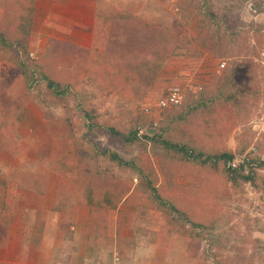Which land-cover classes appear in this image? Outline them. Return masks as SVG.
<instances>
[{
	"label": "rangeland",
	"instance_id": "374dc122",
	"mask_svg": "<svg viewBox=\"0 0 264 264\" xmlns=\"http://www.w3.org/2000/svg\"><path fill=\"white\" fill-rule=\"evenodd\" d=\"M157 1L168 22L157 45L161 58L112 66V46L99 67L83 60L75 63L78 73L68 74L54 66L55 44L39 48L30 37L24 43L27 28L13 26L24 13L12 17L0 0V51L20 46L25 67L20 76L9 50L14 65L0 59V116L13 100L31 101L25 112L36 117L32 129L55 134L52 141L40 135L44 151L54 145L71 178L92 180L91 189L81 187L92 190L90 201H101L86 238L92 264H264V0ZM47 70L60 77L53 81L60 93L42 80ZM171 86L184 91L185 101L161 110L158 94ZM175 143L184 150L169 147ZM223 154L234 161L225 163ZM231 164L249 181L233 186ZM8 184H0V256L22 240L50 244L23 230L24 198ZM34 224L33 233L39 220ZM42 230L67 247L65 236ZM17 252L9 258L17 260ZM35 259L26 253L22 261Z\"/></svg>",
	"mask_w": 264,
	"mask_h": 264
},
{
	"label": "crops",
	"instance_id": "0c3cea01",
	"mask_svg": "<svg viewBox=\"0 0 264 264\" xmlns=\"http://www.w3.org/2000/svg\"><path fill=\"white\" fill-rule=\"evenodd\" d=\"M158 5L157 0H7L5 3L12 17L24 13V20L21 18L20 23L13 24L15 27L27 28L24 43L30 37L39 48L45 49L49 44H55L53 48L59 57L54 66L59 70L63 68L68 74L78 73L76 64L83 60H90L91 66L98 63L99 67V61L104 58L101 54L112 46L113 51L118 53L106 57L113 60L112 66L117 60L136 59L142 53L146 54L147 59L159 57L164 51L157 50V45L164 42L160 33L166 30L168 22H165L167 20L164 17L167 11ZM3 8L0 6V10ZM17 39L22 40L20 37ZM141 41L146 45L144 50L139 48ZM25 47L28 51L31 49L30 44ZM5 50L0 51V59L11 63L7 58L9 49ZM78 53H82L84 58L77 60ZM19 60L21 56L13 59L15 65L11 64L22 76L17 66ZM45 75L60 83L56 73L47 70ZM11 91L12 94L17 92L13 89ZM12 102L7 112L0 116L5 124L0 130L4 134L0 141V155L7 162H0V184L9 183L11 187L14 186L11 191L16 192L17 197L24 198L19 213L20 219L26 224L23 230L29 232L27 235L31 239L51 243L39 246L22 240L20 248L16 250L8 245L4 252L1 250L3 254L0 256V264H24L22 260L26 253L36 258L34 264H92L94 253L90 251V242L86 238L92 235L91 219L95 213L98 215L94 205L98 207L101 201H90V198H94L92 190L81 188L82 184H88L91 189L92 180L81 178L78 174L71 178L66 173L69 167L65 166L59 151H56L59 149L54 145L44 151L39 141L40 135L45 137L47 134L52 141V135L55 134L49 128L44 134H38L35 128L32 129L36 117L26 115L25 112L27 105L32 104L31 101L20 99L19 103H15V100ZM37 105L42 104L38 102ZM7 115L10 118H6ZM27 126L30 129L28 132L25 131ZM4 195L1 194L2 197ZM8 217L12 215L8 214ZM36 220H39V224L33 233L30 226L34 229ZM44 226L53 229L61 238L65 236L63 244L67 247H58L50 237L45 238L42 230ZM60 237L58 241L63 240ZM10 251H18L17 260L9 258L13 256ZM39 252L46 253L45 260H39L36 255Z\"/></svg>",
	"mask_w": 264,
	"mask_h": 264
},
{
	"label": "trees",
	"instance_id": "16d2710c",
	"mask_svg": "<svg viewBox=\"0 0 264 264\" xmlns=\"http://www.w3.org/2000/svg\"><path fill=\"white\" fill-rule=\"evenodd\" d=\"M144 44L145 43L143 41L140 42V44H139L140 47L139 48H141V50H144L145 49L146 45H144ZM19 47L20 46H18V45L17 46L16 45L15 46L14 45H12V46L9 45V47H6V48L9 49V51L12 52L14 58H17V56H20V54H19V52H20L19 51ZM15 48H17V49H15ZM145 55H146L145 53H142V54L139 55V57H137V59L143 58ZM144 58H146V57H144ZM156 58H153V60L156 59ZM160 58H161V56H160ZM18 67L20 68V70L22 72L25 70L24 63L21 60L18 61ZM43 77H45V78L42 79V80H45V82L48 81L47 82L48 83L47 86H48L49 89H53L54 88V91L55 92L60 93L59 88H60L61 85H59L58 83H54L45 74H44ZM135 135H136V132L135 131L132 132L131 136H132L133 140L135 139ZM154 138H155V136L152 137L151 139L153 140ZM127 141H128V139H127ZM169 147L171 149H175L176 151H181L183 149V147H179L178 144H176V143L175 144H171ZM220 157L224 159V162L225 163H231L232 161H234L231 154H223ZM117 159L118 158L116 157V160ZM229 169L230 170L228 171V174L231 176L229 180L231 181V183H232L233 186H237L238 182H240V181H244V180L249 181V178L248 177L242 175L243 169H242L241 166H238L236 168L230 166ZM156 199H159V198H156ZM161 203L164 204L165 202L161 201Z\"/></svg>",
	"mask_w": 264,
	"mask_h": 264
},
{
	"label": "built area",
	"instance_id": "2783aa9c",
	"mask_svg": "<svg viewBox=\"0 0 264 264\" xmlns=\"http://www.w3.org/2000/svg\"><path fill=\"white\" fill-rule=\"evenodd\" d=\"M224 67V64L221 65ZM185 101V93L178 86H171L168 89L162 90L158 94L157 98V107L161 110L177 108L181 106ZM232 167H235L234 164H231Z\"/></svg>",
	"mask_w": 264,
	"mask_h": 264
}]
</instances>
